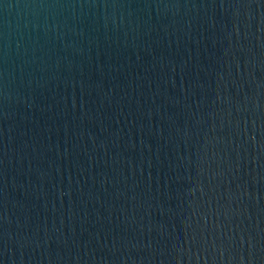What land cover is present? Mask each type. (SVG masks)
Here are the masks:
<instances>
[{"label": "water", "instance_id": "1", "mask_svg": "<svg viewBox=\"0 0 264 264\" xmlns=\"http://www.w3.org/2000/svg\"><path fill=\"white\" fill-rule=\"evenodd\" d=\"M0 264H264V0H0Z\"/></svg>", "mask_w": 264, "mask_h": 264}]
</instances>
